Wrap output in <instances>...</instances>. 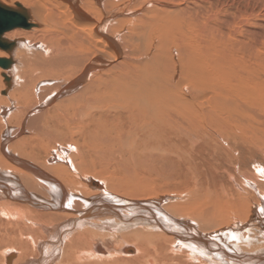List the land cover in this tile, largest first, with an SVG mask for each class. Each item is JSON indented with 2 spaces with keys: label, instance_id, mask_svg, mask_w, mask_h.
<instances>
[{
  "label": "bare ground",
  "instance_id": "bare-ground-1",
  "mask_svg": "<svg viewBox=\"0 0 264 264\" xmlns=\"http://www.w3.org/2000/svg\"><path fill=\"white\" fill-rule=\"evenodd\" d=\"M261 1L0 0V264H264Z\"/></svg>",
  "mask_w": 264,
  "mask_h": 264
},
{
  "label": "rangeland",
  "instance_id": "rangeland-1",
  "mask_svg": "<svg viewBox=\"0 0 264 264\" xmlns=\"http://www.w3.org/2000/svg\"><path fill=\"white\" fill-rule=\"evenodd\" d=\"M222 1H224L225 4H228V3H231L232 2V0H230V1L229 0H222ZM242 5H245V2L235 4L234 5V8H236L238 6L239 7L240 6L242 7ZM13 110L15 111L16 109H13ZM13 110H11V111H13ZM14 111L12 113H14ZM10 118H11V116L6 117V119H8V120ZM19 118L20 117H18V116H14V118L10 122V125H14V126H9L11 128V130H12V133H11L12 136L20 128V125H21V120L20 119L21 118L20 119ZM6 119L3 118L2 116L0 117V135H2V133H3L2 131L4 129H6V127L9 124V123L7 124V121L8 120L5 121ZM54 132L56 133V131H54ZM57 132L60 134V136H63L64 135L63 133H61L59 131H57ZM27 133H28V135H25ZM58 133H56V134H58ZM32 138H33L32 134H30V132L29 131L27 132V130H26L23 134H19L18 136L16 135L15 137H13L12 138L13 140L9 141V143L7 144V146H9V145L12 144V147H13V144H15V141L16 140H19V139H25L27 141V143H28V141H29V143L31 142L32 144L30 143V147H28V149H27L28 154H29L28 156L30 158L28 157L27 160H30L34 164H37L38 166H41V162L46 161V158H48L49 156H51V158H53V156H52V153H51V151L49 149L47 150V149H45V147L44 148L42 147V145H46L47 141H44L45 143L42 142V145H41V142L39 140L36 141L35 139H32ZM81 140H83V139L81 138ZM2 141H3V139L1 140V138H0V144H2ZM37 143H39V144H37ZM58 145L56 147V144H54V148L53 149L56 148L55 150H57L58 147H60V144H58ZM65 145H67V144H65ZM7 146H6V149H7ZM63 147H65V146H63ZM55 150H53V151L55 152ZM11 151L15 152V149L12 148ZM0 152H1V149H0ZM43 154H45V155H43ZM46 154H48L49 156L46 155ZM254 154H255L254 156L258 160H261L264 163V158H262L261 156H259V154H256V153H254ZM44 158H45V160H43ZM206 158L208 159V160H206V162H202L199 165H196V166H198L197 168H200V171L201 172L206 171L205 168L207 166H225V164L223 163V161H220V156L218 154H215L213 158H210V155H206ZM174 159H175L174 156H168V157L166 156L164 158V161L166 163H170L171 165H173V168L172 169L170 168V166H165L164 165V166H160V170H159L160 172H154V173H151L150 172L149 173V171H147L146 169H143L142 168V172H143L142 175L145 176V177L148 176V178H151V180L150 179L149 180H150V182H152L153 185H156L159 188L161 187L162 191L160 193H164V194H167V193H173V194L176 193L177 194L179 192L180 193H183L186 189H190L191 187H193V184H194V182H193V173L188 172L189 169H188V166L186 164L179 162L178 165H177V163L175 162ZM39 160L40 161L42 160V161L40 162ZM223 160H225V159H223ZM243 160H244V163H247L246 166H249V167H253L254 166V164L252 163L253 162V159L250 157V153L249 152H247V154H244ZM88 166H91V164H88ZM213 173L214 172L211 171V169L210 170H207V174L209 175L210 178L211 177L214 178ZM215 178L219 182L220 181H223V178L219 174H218V176H215ZM212 180L214 181V179H212ZM210 185H211L212 188H214L213 183H211ZM114 190L118 194H122L124 196H128L127 194H125L126 193L125 190H123V191H117V189H114Z\"/></svg>",
  "mask_w": 264,
  "mask_h": 264
},
{
  "label": "water",
  "instance_id": "water-1",
  "mask_svg": "<svg viewBox=\"0 0 264 264\" xmlns=\"http://www.w3.org/2000/svg\"><path fill=\"white\" fill-rule=\"evenodd\" d=\"M16 15V14H15ZM14 19H16V18H18V16L16 17V16H12ZM0 44H4V46L3 47H9L10 45L8 44V41H6V40H2V38H0ZM4 62H6V59H0V63H1V66H3L4 65Z\"/></svg>",
  "mask_w": 264,
  "mask_h": 264
}]
</instances>
